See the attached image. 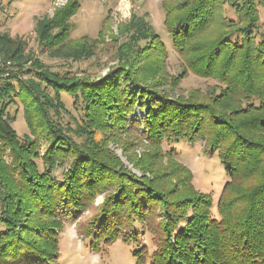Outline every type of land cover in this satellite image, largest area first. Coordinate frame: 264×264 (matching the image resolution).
<instances>
[{
	"label": "trees",
	"instance_id": "1",
	"mask_svg": "<svg viewBox=\"0 0 264 264\" xmlns=\"http://www.w3.org/2000/svg\"><path fill=\"white\" fill-rule=\"evenodd\" d=\"M79 7L78 0H69L37 22L41 44L56 56L79 60L95 54L83 42L67 45ZM259 7L264 9V0H165V26L185 64L177 76L163 72L168 49L153 25L137 15L124 27L118 65L104 75H61L35 61L36 77L19 92L18 73L0 76V264H55L65 222L78 220L102 194L96 214L80 226L93 251L122 240L134 244L138 264H264ZM25 48V40L0 32V53L18 71L31 73L23 71L33 60ZM188 71L218 81L219 90L175 97L162 88L177 86ZM62 93L74 98L75 127L64 121ZM15 95L25 107L30 130L25 140L8 118ZM130 132L149 142L141 159L129 157L140 175L109 147L112 138ZM198 140L218 154L229 175L218 216L211 195L194 188L190 169L162 164L175 153L164 152V142L171 147ZM7 150L11 163L3 156ZM147 230L154 236L153 252L142 238Z\"/></svg>",
	"mask_w": 264,
	"mask_h": 264
},
{
	"label": "rangeland",
	"instance_id": "2",
	"mask_svg": "<svg viewBox=\"0 0 264 264\" xmlns=\"http://www.w3.org/2000/svg\"><path fill=\"white\" fill-rule=\"evenodd\" d=\"M69 0H0V32L7 33L13 38H21L26 42L25 52L33 60L24 65L23 71L31 69V73L18 71L13 60L5 59L0 53L1 61H11L10 65L3 64L0 68H9L18 73V79L14 81L17 91L26 80L36 77V69L31 66L38 61L44 69L64 75H86L92 78L99 77L109 72L110 68L118 65L116 51L121 42L125 40L124 27L134 15L144 17L160 35L168 49L165 59L164 73L168 77L180 75L185 70L183 58L173 47L171 38L165 26L166 12L165 0H78L80 7L71 18V30L69 33V45L78 42L91 45L95 54L92 57L74 60L67 56H56V51H51L41 44L37 32V22L44 17H51L56 10L65 5ZM260 28L264 33V9L259 7ZM229 15H234L232 9H228ZM38 66V65H36ZM3 68V69H4ZM1 71H4L1 69ZM221 84L211 78H205L188 71L177 86L170 83L162 88L169 91L175 97L189 96L192 93L206 95ZM45 86V85H44ZM53 93V91H52ZM14 102L7 108L8 118L18 133L21 140L30 135L29 127L25 119V107L20 95L14 96ZM62 99L67 107L63 112L64 121L75 127L71 122V116H79L75 109L74 98L62 93ZM137 115H145V111L138 110ZM99 136V134H98ZM147 139L139 137L136 133H121L115 141H109V147L121 158L125 165L133 172L141 174L132 163L130 158L141 159L149 148ZM47 143L42 140L40 150L45 151ZM165 151L174 148L172 158L163 157L162 164L171 168L185 166L192 172L193 185L197 191L211 195L214 205L212 213L218 216L217 202L226 182L229 180L228 172L219 159L217 153H209L205 149V142L198 140L194 143L181 141L169 146L162 144ZM8 163L12 161L10 150L3 153ZM176 165V166H175ZM69 164L59 168L57 175L61 177L62 169H68ZM105 195H99L94 205L86 210L78 220H68L59 233V257L55 264H138L133 254L134 244H128L117 240L111 244L101 246L98 251L89 248L90 241L80 232V226L85 227L90 219L96 214L97 207L104 201ZM1 212V210H0ZM2 227L0 226V229ZM150 231L144 232L143 241L148 245L151 252L156 244ZM101 245V244H100Z\"/></svg>",
	"mask_w": 264,
	"mask_h": 264
},
{
	"label": "built area",
	"instance_id": "3",
	"mask_svg": "<svg viewBox=\"0 0 264 264\" xmlns=\"http://www.w3.org/2000/svg\"><path fill=\"white\" fill-rule=\"evenodd\" d=\"M3 64L10 65L11 61H1L0 60V67H2ZM3 68H0V76H4V77L9 76L11 74V70L9 68H4V69ZM1 69L4 71H1Z\"/></svg>",
	"mask_w": 264,
	"mask_h": 264
}]
</instances>
